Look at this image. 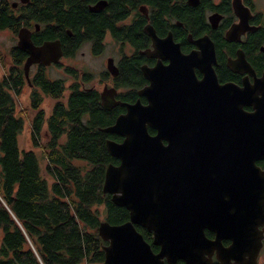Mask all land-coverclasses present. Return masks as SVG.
<instances>
[{
  "label": "water",
  "instance_id": "water-1",
  "mask_svg": "<svg viewBox=\"0 0 264 264\" xmlns=\"http://www.w3.org/2000/svg\"><path fill=\"white\" fill-rule=\"evenodd\" d=\"M196 2L188 0L190 6ZM104 5L98 2L89 11ZM145 32L152 50L140 54L156 64L141 67L147 85L137 92L138 100L117 101L113 88L100 94L104 111L124 109L113 125L99 129L122 138L105 142L119 164L106 168L102 193L129 215L121 225H98L106 243L105 264H212L213 256L219 264H258L264 240V169L258 166L264 160V94L257 98L244 88L235 96L232 85L221 91L228 85L217 83L210 41L200 40L197 51L183 54L171 34L159 39L150 26ZM16 47L28 55L27 82L30 66L58 64L63 54L59 40L34 46L26 27L18 31ZM106 68L117 76L113 59ZM261 84L264 74L254 88ZM197 96L208 97V117L191 122V97ZM211 98L219 105L214 107ZM249 106L253 111L244 109ZM136 226L151 234V243ZM206 231L214 238H207Z\"/></svg>",
  "mask_w": 264,
  "mask_h": 264
},
{
  "label": "trees",
  "instance_id": "trees-1",
  "mask_svg": "<svg viewBox=\"0 0 264 264\" xmlns=\"http://www.w3.org/2000/svg\"><path fill=\"white\" fill-rule=\"evenodd\" d=\"M12 1L0 0V30L17 35L22 27L35 30L37 25L36 44L59 39L64 57L72 58L84 43L90 45L93 55L101 53L106 46L104 31L112 35V21L125 19L135 0H106V11L112 15L106 19L88 9L99 0H29L16 9L11 7ZM137 1L146 3L151 11L157 10L152 12L153 19L169 16L191 22V18L174 11L176 7L187 8L191 13L190 8L178 6V0H162L160 4L156 0ZM134 30L114 34L122 43L135 44L142 37H129ZM14 47L9 52L11 66L6 67L0 55L6 71L0 78V264H105L102 249L106 243L97 232L99 208H103L102 221L111 225L126 223L129 215L102 193L106 168L119 164L109 155L105 142H121L122 138L99 129L113 125L124 109H102L97 88L86 87L95 79L92 73L71 65L64 67V74L72 79L66 88V79L50 80L40 70L30 81L29 107L35 112L30 123L31 141L43 153L39 157L33 150H21L19 135L24 121L16 110L18 97L24 87H29L21 68L24 54ZM182 49L187 51L189 47L182 45ZM141 62L137 54L120 56L114 85L125 90L117 96L122 102L135 103L136 90L146 84L139 68ZM103 79L109 78L102 75ZM45 97L55 101L48 116L40 106ZM149 133L155 134L152 130ZM258 165L264 169V161ZM135 228L151 243V234L139 226Z\"/></svg>",
  "mask_w": 264,
  "mask_h": 264
},
{
  "label": "flooded vegetation",
  "instance_id": "flooded-vegetation-1",
  "mask_svg": "<svg viewBox=\"0 0 264 264\" xmlns=\"http://www.w3.org/2000/svg\"><path fill=\"white\" fill-rule=\"evenodd\" d=\"M132 1L133 0H131V2ZM28 2L29 0L26 3H21L20 0H15L11 3V7L13 6V4H16V7H12L13 9H16L18 8L17 6H25ZM98 2H105V5L102 9L95 12V14L100 15L101 13V15H103L105 19L107 17H112L110 12L106 11V8H108V2L106 0H99L95 4H97ZM177 2L178 6L184 5L191 9L190 13V10H187V8H174V11L177 15L181 16V14H183L185 18H191V22L189 21L191 26H189V23L187 21L182 19V22L179 18L177 19L176 17L171 18L169 16H164L163 18H161V20L153 19L152 12H156L157 10L153 9L151 11L150 7L146 3H141L135 0L130 5V8L128 9L130 14L125 19L117 21L116 23L112 21V35L109 30L104 31L105 45H107V39H109V42L112 41L119 47V53L121 52L122 55L130 57L134 54H137L138 57L142 58L141 65L139 67L141 72L142 66L152 68L156 64L155 59L148 58L140 54L143 51L152 50V40L145 32V28L147 26L152 27L156 36L159 39H164L167 37L168 34H171L173 42L180 46V50L183 54H189L190 52L192 53L197 51L198 49L195 43L200 40L210 41L215 53L216 64L213 65V69L215 72L217 83L220 86L232 85L235 90V96H238L239 92L241 90H244V88L251 89L252 87H254L255 82L261 79L264 74V0H197L196 4L191 6L188 4V0H178ZM156 3H162V0H156ZM91 6H89L88 9ZM158 11H160L159 7ZM159 23H161L162 25H160ZM133 27H135L134 33L131 34L129 37L136 35H140L142 37V40H138L135 43L139 45L140 48L138 49L135 44H125L126 42L122 43L118 41L114 34L115 31H121L123 29L129 32ZM26 28L31 32V41L33 45L36 47L41 46L44 42L39 44L35 43V38L37 37V33L39 30L37 31L36 27L35 30H33L31 27ZM15 36L17 39V35ZM178 38L182 41H179ZM182 45L183 47H186L188 45L189 50L184 51L182 49ZM14 48L19 50L16 46ZM105 48L103 49V51L105 50ZM125 48L127 51H130L128 55L125 54ZM103 51L98 55L102 54ZM19 52H22L25 55H23L25 63L28 55L21 50H19ZM62 53V58L60 59L58 64H51L49 66H45L42 64H33L32 66H30L29 70L35 69L36 71L34 74L38 73L40 70H43L46 76V71L49 68H62L64 70V68L62 67L63 63H61V60L63 58H67L64 57L63 49ZM108 59L111 58H106L105 70L100 74V76H98L97 90L99 98L101 92L105 87L108 89L113 88L117 91L116 100L122 102L121 100L117 99V96L118 93L122 92L123 90L116 88L114 85V80L118 78L119 74V60L116 62L114 61V65L117 70V76L113 77V75L106 68ZM24 63H22L23 67ZM163 63L166 65L167 61H164ZM58 65L61 66L58 67ZM34 74L29 77L28 82L27 80L25 81L29 87V90H32V84L30 83V81ZM102 75H106L109 79L102 80ZM194 75L198 81L203 79V75L198 70L194 71ZM47 78L50 79L48 76ZM145 85H147V82ZM82 88H84L83 85ZM92 88L94 89L96 87L92 86ZM258 88H260L262 92H258L256 94V97L260 98L262 94H264V84H261ZM140 89L136 90V94ZM123 92H125V90ZM141 100L145 101L144 98H140V101ZM99 104L101 106L100 99ZM244 109L248 112L253 111V108L250 106L245 107ZM205 235L209 239L214 238V234L210 232L206 231ZM222 245L228 247L230 245V242L223 241ZM157 251L153 252L157 253ZM212 260V264L217 263L215 256H213ZM176 264L184 263L182 261H178Z\"/></svg>",
  "mask_w": 264,
  "mask_h": 264
},
{
  "label": "rangeland",
  "instance_id": "rangeland-1",
  "mask_svg": "<svg viewBox=\"0 0 264 264\" xmlns=\"http://www.w3.org/2000/svg\"><path fill=\"white\" fill-rule=\"evenodd\" d=\"M15 1V0H14ZM13 2V1H12ZM11 2V3H12ZM16 36L11 33L9 30H0V55L4 59V63L6 67L12 65V59L9 55V52L13 46H16ZM107 45L105 50L100 55H93L90 45L88 43H84L82 47L73 55L72 58H63L61 60L62 67L66 66H73L79 71H87L92 73L95 76V79L90 84L86 85V87H96L98 89V76L105 70L106 58H113L114 61H118L120 59L119 47L112 41L109 42L107 39ZM126 48L124 49V51ZM130 51L125 52V54H129ZM24 65V64H23ZM23 69V66L21 67ZM35 69H30L28 73V77L32 76L35 73ZM5 68L3 62H1L0 57V78L3 74H5ZM47 76L51 80L56 79H66L65 87L67 88L72 79L69 78L64 74L62 68H49L46 71ZM101 86V85H100ZM99 86V87H100ZM29 94L30 90L24 87L21 95L18 97V104H17V115L22 117L24 121L23 129L19 135V148L21 150H33L39 157L42 155L43 150L42 148H34L32 141H31V128L30 123L32 118L35 115L33 109L29 107ZM68 94L65 93L63 97V101L66 99ZM55 103L54 100L50 98H43V103L40 104L41 109L46 113L45 115L48 116L50 114L51 108ZM43 139L47 138L46 131L43 129L42 132ZM44 141V140H43ZM42 169L44 168V161L41 164ZM46 177V175H44ZM100 211V220L102 222L103 219V208H99ZM98 228V227H97ZM101 239V238H100ZM258 264H264V240H263V247L260 251V256L258 259Z\"/></svg>",
  "mask_w": 264,
  "mask_h": 264
},
{
  "label": "bare ground",
  "instance_id": "bare-ground-1",
  "mask_svg": "<svg viewBox=\"0 0 264 264\" xmlns=\"http://www.w3.org/2000/svg\"><path fill=\"white\" fill-rule=\"evenodd\" d=\"M228 88H230V86H226V87L222 88L221 91H223L224 89H228ZM250 90L251 91H255L256 93L262 92L260 88H254V87H252ZM207 98L208 97H201V96H197L195 98H191L192 101H193V103L189 102V103H191V115H190L191 116V122L192 121L195 122L196 120L197 121L198 120H203L204 118L207 119V117H208V106H209L207 104V102H208L207 101ZM211 102H212V104H213L214 107H216L217 105H219V102H217L216 100H213L212 98H211ZM211 116H213V115H211Z\"/></svg>",
  "mask_w": 264,
  "mask_h": 264
}]
</instances>
